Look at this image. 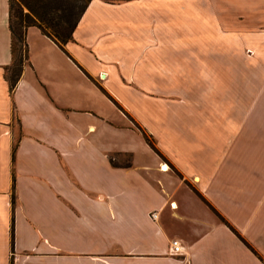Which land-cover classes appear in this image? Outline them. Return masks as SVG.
<instances>
[{
  "label": "crops",
  "instance_id": "crops-1",
  "mask_svg": "<svg viewBox=\"0 0 264 264\" xmlns=\"http://www.w3.org/2000/svg\"><path fill=\"white\" fill-rule=\"evenodd\" d=\"M26 40L11 88L0 0V264H264V0H91Z\"/></svg>",
  "mask_w": 264,
  "mask_h": 264
},
{
  "label": "trees",
  "instance_id": "trees-1",
  "mask_svg": "<svg viewBox=\"0 0 264 264\" xmlns=\"http://www.w3.org/2000/svg\"><path fill=\"white\" fill-rule=\"evenodd\" d=\"M91 0H10L13 62L7 69L10 87L16 86L29 59L27 28L36 25L62 47L74 39L76 26ZM144 132L153 147L151 134Z\"/></svg>",
  "mask_w": 264,
  "mask_h": 264
},
{
  "label": "built area",
  "instance_id": "built-area-1",
  "mask_svg": "<svg viewBox=\"0 0 264 264\" xmlns=\"http://www.w3.org/2000/svg\"><path fill=\"white\" fill-rule=\"evenodd\" d=\"M152 216L157 217V212L153 211ZM183 249V245L180 243L178 239H174L171 243V250L174 253H180Z\"/></svg>",
  "mask_w": 264,
  "mask_h": 264
},
{
  "label": "rangeland",
  "instance_id": "rangeland-1",
  "mask_svg": "<svg viewBox=\"0 0 264 264\" xmlns=\"http://www.w3.org/2000/svg\"><path fill=\"white\" fill-rule=\"evenodd\" d=\"M256 70H257V71H261V70H262V68H261V69H259V68L257 69V68H256ZM153 217H154V216H153ZM155 218H156V217H155Z\"/></svg>",
  "mask_w": 264,
  "mask_h": 264
}]
</instances>
